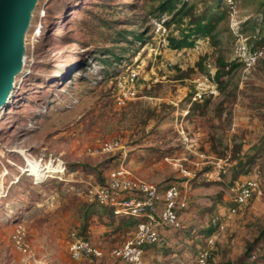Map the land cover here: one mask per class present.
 I'll use <instances>...</instances> for the list:
<instances>
[{
	"label": "rangeland",
	"instance_id": "rangeland-1",
	"mask_svg": "<svg viewBox=\"0 0 264 264\" xmlns=\"http://www.w3.org/2000/svg\"><path fill=\"white\" fill-rule=\"evenodd\" d=\"M233 1L249 42L264 0ZM188 2L189 16L168 25L171 13L151 15L157 0H39L23 71L0 112V264H120L109 254L76 262L68 248L74 230L102 250L133 234L136 219L116 217L89 192L119 168L187 193L182 231L191 228L183 234L192 242L191 264L202 249L209 264L244 263L264 244V55L245 70L233 55L227 2ZM218 5L223 18L215 39L197 36L199 47H169V36L179 39L191 28L192 14ZM210 72L218 95L190 109L205 125L194 148L185 124L183 131L174 121L157 125L168 114L182 116L195 81ZM111 140L119 147L104 153L101 145ZM251 177L258 191L229 215L233 186ZM17 226L26 230L27 253L12 241Z\"/></svg>",
	"mask_w": 264,
	"mask_h": 264
},
{
	"label": "built area",
	"instance_id": "built-area-1",
	"mask_svg": "<svg viewBox=\"0 0 264 264\" xmlns=\"http://www.w3.org/2000/svg\"><path fill=\"white\" fill-rule=\"evenodd\" d=\"M226 2L231 9V28L236 36L233 55L245 70H251L264 55V46L259 45L255 48L249 46L244 34L240 32L239 21L235 18V13H237L235 1L226 0ZM159 26V30L164 34L166 28L162 24H159ZM137 75V73H134L133 77H137ZM127 94L134 93L129 90ZM216 95H218V83L210 72V74L201 76L195 81L191 102H200L207 97H215ZM119 145L118 140H111L103 143L101 149L104 153H108L116 150ZM108 177L109 180L105 186L97 185L89 191L92 199L98 205L113 207L117 216H130L138 219L132 237L122 246L112 249L109 255L119 259L124 264H143L144 248L146 246L164 245L166 243L167 239L162 234L163 230L176 231L183 227L180 214L188 209L187 193L181 192L176 185L169 186L161 191L157 185L137 177L124 168L113 170ZM259 186L258 179L251 177L232 188L233 196L232 194L231 196L234 206L229 208V215L236 214L241 207L245 206L258 191ZM131 192H135L139 196L124 199V196L132 194ZM212 222L215 226L217 224L216 232L225 229L221 216H216ZM216 238L217 236L212 235L208 244L213 246ZM26 239L25 228L17 226L12 235V241L22 253H27L29 250ZM68 248L71 258L75 261L91 258L99 259L106 256L104 250L91 241L78 237L75 231L70 233ZM260 249L263 253L264 244L259 247V250L256 249L250 254L248 260L251 263L257 260ZM209 258V251L199 250L195 257V264H209ZM260 264H264V260Z\"/></svg>",
	"mask_w": 264,
	"mask_h": 264
},
{
	"label": "trees",
	"instance_id": "trees-1",
	"mask_svg": "<svg viewBox=\"0 0 264 264\" xmlns=\"http://www.w3.org/2000/svg\"><path fill=\"white\" fill-rule=\"evenodd\" d=\"M157 1L159 2V4H158L156 10H154L153 12H151V15L152 14H155L157 12H161L162 13V12H165V11L171 13L172 14V19L168 23H166L168 25H170V23L172 21H175L177 19L179 21H182L185 17H188L189 16L190 11L193 9V7H190V4H189L188 0H157ZM216 1H217V3H220V1H223V0H216ZM225 1L226 0H224V2ZM177 6H179V7L177 8ZM219 8H220V6L218 5L215 9L209 7L205 12H202V14H199V15L192 14L190 16V25H192L191 28L188 31H184L182 33V35H181V38H179V39H177L175 36H174L175 38L172 37V36H169L170 37L169 38V44H168L169 47L170 48H173V49H182L184 47H191V46L199 47L200 45H202V42L196 41L194 39L197 36L208 37V38L212 37V39H215V36H216L215 35V30L217 28V23H218V21L221 18H223V15H222L223 12L221 14H217V10ZM259 15H261V16H257L255 18V20H254L255 23H256V26H257L256 29H255V32H253V35L251 37V40L249 38V42L247 41L248 44H249V46L251 48H255V47L259 46V45H263L264 46V13L263 14H259ZM260 61H261V58L258 60V62H260ZM257 63H256V65H257ZM218 75L219 76H217V77H220L221 72H219ZM191 95H193V94H191ZM202 102H204V100L201 101V102H199V103L198 102L197 103H193L194 105L192 106V110L198 108L199 107V104L202 103ZM167 114H166V116H167ZM171 116H172V113H171V115L168 114V117L167 118L165 117L166 118L165 119V122H163L162 121L163 119H162L161 122H160V124L157 125V127L165 125L167 123L168 119ZM167 151H169V150H167ZM164 152L165 151L163 150L162 153H164ZM108 180H109V177L107 176L105 178V180L100 185L101 186H105L108 183ZM237 184H239V183H237ZM172 185H176V184H168L165 187L158 186V188H159V190L164 191L166 188H168L169 186H172ZM235 186H233V187H235ZM178 188L182 192V189L179 186H178ZM131 193L132 194H126L124 196V199H130L132 197L139 196L135 192H131ZM99 206H101V205H99ZM101 207L108 208L109 210H111L112 214L115 215L116 217H129V218H134V217H130V216H117L115 214V212H114L115 209L113 207H107V206H101ZM187 210L183 211L180 214L183 227L181 229H179V230H176V233L179 232V234H177V235H180L182 233L181 231L184 228V221H183V218L182 217H183V214ZM134 219H136V218H134ZM136 220H137V222H136V224H137L138 223V219H136ZM74 231L76 232V235L78 237H80L82 239H85V240L91 241L87 237H84L83 235H81L78 231H76V230H74ZM132 235L126 241H128L132 237ZM167 244H168V242H166L164 245L154 244V245H151V248H153L155 250H158V248H160V249L163 248V250L165 251L166 248H164V247H167ZM98 247H100V246H98ZM146 248H147V246L144 248V252H145V249ZM112 249H114V248H112ZM256 249H258V248H256ZM253 251L254 250H252V251H250L248 253V257L250 256V254ZM197 253L195 254L194 257H196ZM93 259H96V258H93ZM99 259H102V258H99ZM115 259H117V258H115ZM263 260H264V254L262 255L261 249H260V253H259V256H258L257 260L254 263H252V264H260ZM120 264H123V262L120 261Z\"/></svg>",
	"mask_w": 264,
	"mask_h": 264
},
{
	"label": "water",
	"instance_id": "water-1",
	"mask_svg": "<svg viewBox=\"0 0 264 264\" xmlns=\"http://www.w3.org/2000/svg\"><path fill=\"white\" fill-rule=\"evenodd\" d=\"M38 2L0 0V106L23 71L27 33Z\"/></svg>",
	"mask_w": 264,
	"mask_h": 264
},
{
	"label": "crops",
	"instance_id": "crops-1",
	"mask_svg": "<svg viewBox=\"0 0 264 264\" xmlns=\"http://www.w3.org/2000/svg\"><path fill=\"white\" fill-rule=\"evenodd\" d=\"M187 103L185 106L188 108V110H185L182 116H178L177 114H173L167 121V123H170L171 121H174V124L183 131L184 127L183 125H186L187 130H184L185 134L192 135V139L189 138L191 143L193 144L192 147L198 148L199 147V139L198 137L203 135L201 133V128L205 125H200V117L201 113H195L192 110V106L194 105L191 102V98L186 99ZM184 106V107H185ZM191 109V110H190ZM180 110V107L178 108ZM176 112V111H175ZM178 113V111H177ZM197 123V124H196ZM183 221H184V227L185 222L187 220L184 217L183 214ZM191 228H186L184 231H182V234L177 235L175 230H163V235L168 240L167 247L165 251L163 249L158 248V250H155L151 248V246H147L145 249L144 255H143V264H191L192 263V242L189 240H186L185 236L183 235L185 232H190ZM96 232V231H94ZM180 237V238H179ZM165 248V247H164ZM110 250H104L105 253L108 255ZM179 251H182L181 253H178ZM154 253V255H153ZM178 253V254H177ZM153 255V256H152ZM150 257V260L148 259ZM146 258V259H145ZM169 258V259H168ZM244 260V263H240V261H237V264H252L247 257H242ZM164 261V262H163ZM78 262V261H76ZM80 262V261H79Z\"/></svg>",
	"mask_w": 264,
	"mask_h": 264
},
{
	"label": "bare ground",
	"instance_id": "bare-ground-1",
	"mask_svg": "<svg viewBox=\"0 0 264 264\" xmlns=\"http://www.w3.org/2000/svg\"><path fill=\"white\" fill-rule=\"evenodd\" d=\"M26 46V45H25ZM25 58V57H24ZM25 60V59H24ZM17 79V78H16ZM11 94H10V96L8 95L6 98H5V100H4V102L1 104V108H0V112L2 113L5 109H6V107L7 106H9V104H10V102H11V98H12V96H13V91H11L10 92Z\"/></svg>",
	"mask_w": 264,
	"mask_h": 264
},
{
	"label": "clouds",
	"instance_id": "clouds-1",
	"mask_svg": "<svg viewBox=\"0 0 264 264\" xmlns=\"http://www.w3.org/2000/svg\"><path fill=\"white\" fill-rule=\"evenodd\" d=\"M207 98H209V97H207ZM207 98H205V99H207ZM205 99H204V100H205ZM202 101H203V100H202ZM200 102H201V101H200ZM194 103H197V102H194ZM198 103H199V102H198ZM220 232H221V231H220Z\"/></svg>",
	"mask_w": 264,
	"mask_h": 264
}]
</instances>
